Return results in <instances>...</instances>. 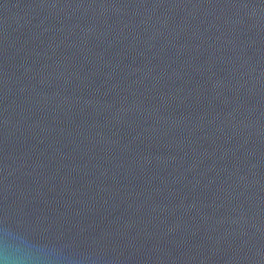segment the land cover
Masks as SVG:
<instances>
[{
  "label": "water",
  "instance_id": "obj_1",
  "mask_svg": "<svg viewBox=\"0 0 264 264\" xmlns=\"http://www.w3.org/2000/svg\"><path fill=\"white\" fill-rule=\"evenodd\" d=\"M0 264H264V0H0Z\"/></svg>",
  "mask_w": 264,
  "mask_h": 264
}]
</instances>
